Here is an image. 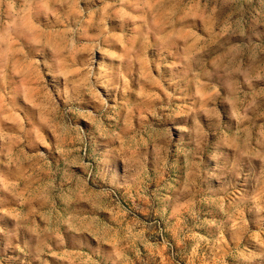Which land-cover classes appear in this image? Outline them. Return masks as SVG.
Returning <instances> with one entry per match:
<instances>
[{"label": "clouds", "instance_id": "9594fccd", "mask_svg": "<svg viewBox=\"0 0 264 264\" xmlns=\"http://www.w3.org/2000/svg\"><path fill=\"white\" fill-rule=\"evenodd\" d=\"M0 264H264V0H0Z\"/></svg>", "mask_w": 264, "mask_h": 264}]
</instances>
